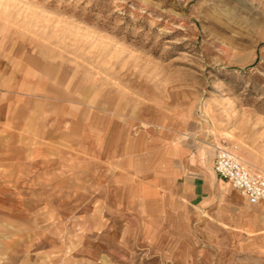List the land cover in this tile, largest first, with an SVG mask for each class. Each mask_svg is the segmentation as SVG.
Masks as SVG:
<instances>
[{
    "label": "rangeland",
    "instance_id": "1",
    "mask_svg": "<svg viewBox=\"0 0 264 264\" xmlns=\"http://www.w3.org/2000/svg\"><path fill=\"white\" fill-rule=\"evenodd\" d=\"M6 43L106 107L120 159L141 130L166 131L214 180L190 200L183 173L172 195L145 199L147 170L110 168L90 208L84 191L55 192L58 207L0 225V264H264V200L214 170L219 146L264 171V0H0Z\"/></svg>",
    "mask_w": 264,
    "mask_h": 264
},
{
    "label": "crops",
    "instance_id": "2",
    "mask_svg": "<svg viewBox=\"0 0 264 264\" xmlns=\"http://www.w3.org/2000/svg\"><path fill=\"white\" fill-rule=\"evenodd\" d=\"M67 82L37 55L14 54L7 43L0 45V225H12L15 219L23 223L29 210L39 217L37 210L58 207L48 195L55 192L84 191L90 208L93 187L107 184L110 168L133 174L147 170L137 182L140 198L172 195L174 178L183 173L190 174L184 197L192 200L207 192L214 175H199L206 163L202 151L190 155L174 149L166 131L146 129L128 142L133 157L120 159L123 150L109 147V132L118 120L112 122L102 103L87 93L78 96L75 84ZM136 156L146 162L142 165ZM174 157L182 170L174 169Z\"/></svg>",
    "mask_w": 264,
    "mask_h": 264
},
{
    "label": "built area",
    "instance_id": "3",
    "mask_svg": "<svg viewBox=\"0 0 264 264\" xmlns=\"http://www.w3.org/2000/svg\"><path fill=\"white\" fill-rule=\"evenodd\" d=\"M216 174L227 179L250 203L264 200V171L250 169L226 147H216L214 156Z\"/></svg>",
    "mask_w": 264,
    "mask_h": 264
},
{
    "label": "bare ground",
    "instance_id": "4",
    "mask_svg": "<svg viewBox=\"0 0 264 264\" xmlns=\"http://www.w3.org/2000/svg\"><path fill=\"white\" fill-rule=\"evenodd\" d=\"M107 106H108V104H107ZM189 120H190V118H189ZM190 122H191V121H190ZM191 123H192V122H191ZM188 124H189V123H188ZM196 126H197V125H196ZM189 127H190V126H189ZM237 193H238V192H237ZM238 194H239V193H238ZM1 199H2V197H1ZM4 199H5V198H4ZM241 200H242V199H241ZM12 205H13V204H12ZM9 206H10V205H9ZM14 206H15V205H14ZM16 206H17V205H16ZM93 212H94V211H93ZM96 212H97V211H96ZM96 212H95V213H96ZM95 224H96V223H95ZM48 252H49V251H48ZM49 257H50V256H49ZM51 257H52V256H51ZM51 257H50V258H51ZM53 262H54V261H53Z\"/></svg>",
    "mask_w": 264,
    "mask_h": 264
}]
</instances>
